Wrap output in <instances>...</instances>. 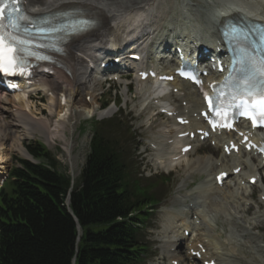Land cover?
<instances>
[{"label": "bare ground", "instance_id": "1", "mask_svg": "<svg viewBox=\"0 0 264 264\" xmlns=\"http://www.w3.org/2000/svg\"><path fill=\"white\" fill-rule=\"evenodd\" d=\"M183 1L191 2V4H187L192 8L193 12L199 11L198 14L200 13L198 6L200 3H203L202 0H197L198 3L196 4L193 0ZM249 3L252 4V2ZM177 4V0H27L28 9L35 12H51L78 6L98 12L102 16L104 23L94 34L78 40L77 43L70 47L69 53L60 59L62 67L55 69L53 75L42 71L39 73L41 78L29 86L30 92L44 91L50 93L51 107H57L58 115L54 126L44 129L39 128L35 124V117L32 113V108L35 105L30 95L28 96V92L11 95L6 93L0 94V115L11 116L14 118L13 121H15L13 123H0V163L8 160L7 155L4 153L7 148L5 145L9 141L8 136H11L14 132L11 129L14 123L19 124V126L16 125L18 126L17 128H23L16 132L18 136H32L35 130H40L47 140L52 142L55 135L59 134L61 137L65 135V125L68 124L70 116H73L74 119L78 117L90 118L93 116L102 119L111 116L114 113V108L100 110V104L94 91L95 83L92 69L95 65H100L103 62L97 61L98 54L109 51L115 57H118L122 52V48H125L124 43L128 40L133 41L131 45L127 46L129 52L135 49L136 44H139L141 48H146L148 43L153 39V36L159 33V27L164 22L166 23L173 13H179L181 8ZM260 5L264 8V3ZM256 6L255 4V7L251 8L250 5L241 2V5H236L237 8L227 9L226 13L227 15L243 13L249 19L261 20L264 18L262 13L264 9L258 11L259 9L257 10ZM202 25L208 29L211 27V33L217 35L218 24L214 19H206ZM145 58L146 62L150 61V55H146ZM126 61L131 63L129 60ZM124 65L126 63L123 61L121 65L114 68L119 69L120 67H124ZM96 68L99 69L100 67L97 66ZM173 73L171 72L168 75L173 76ZM135 82L140 94V110L147 112L145 123H151L160 113V109L164 108L168 103L173 107V112L177 111L176 115L172 116L173 122L171 124L163 122L154 140L151 141L157 147L155 148L153 157L156 167L168 172L177 166L183 165L189 177L195 173L206 174V188L204 190L187 192L185 199H182V202L187 201L189 203L188 206L192 207V213L197 215L199 221H190L189 215H186L188 212L185 208V212L182 211L184 215L171 213L174 212L172 208L167 211L171 214L172 218H169L162 225L163 231H161V234H163V237L159 240L161 243L160 249H162L160 260L167 257L170 263L171 261H178L180 264H183L184 261L190 258L189 253L188 255L177 257V255L172 254L171 247L178 242L182 244L187 237L185 235L186 230H191V235L193 233L194 238L191 239L190 247L196 251H199L201 247L206 250V254L202 256V264L204 261L212 259L216 261V264H258V262L264 264V246L255 241V235L252 233L253 229H260L262 227V222L259 220L261 214L259 215V213L264 202L260 203L259 211H255L252 217L246 221V215L253 208V205L246 206L248 209L243 207L245 198H247L246 195L243 192L239 193L236 190H231L232 192L229 191L227 196L226 192H223V189L217 187V185L215 186V182L213 183L216 175L221 172H228V176H231L230 179L235 180V186L238 185V190L243 189L240 185L244 180L247 181L246 187L250 188L248 180L257 176L256 171H259L261 168V161L257 166H253V168L255 167L253 170L247 161L237 160L238 155L237 157H235L236 155L227 156L224 153L221 155V159L217 161H214L212 157H201L192 163L189 155L199 150L202 143L199 142L200 140L193 142L191 151L181 153L179 149L184 139H178L177 135L187 131L189 127L182 126L179 129L180 125L176 123V117L189 119L193 130L201 128L196 123L194 114L196 112L199 113L202 97L197 96V91H194L196 93L193 91L186 92L187 89L193 88L187 82H171V89L177 88L178 92L176 95L181 98V103L184 101L186 103V106L181 107L175 105L172 101V94L174 92L162 97L160 96L166 92L167 88L160 85L152 86L150 79L142 81L138 76H136ZM185 86H189V88ZM126 88H128L127 85ZM55 95H60L61 97V99H58V103L55 101ZM63 96L66 99V104L61 103V100L64 98ZM87 97L90 100H87ZM51 113L53 112L51 111ZM72 129L73 126L70 128L71 132L73 131ZM10 133L11 135H8ZM48 133L49 135H47ZM15 148L23 157L30 158L21 142H17ZM242 151L246 154L245 150ZM252 159L254 160L253 155ZM241 166H244V168H241L239 175L232 177V170ZM246 170H248L249 174L245 172ZM259 180L264 183L261 173ZM227 181L224 184L229 188ZM187 185V183L180 184L177 187L178 190L176 188V193L180 194L184 188L187 189ZM228 198H231L234 202L237 201V203L233 204L230 201L232 204H229ZM249 207H251L250 211ZM221 218L223 222H227L226 220L228 219L226 223L228 228L225 224L222 225V221L219 225ZM249 221L252 222L250 224H253L252 228L245 226ZM259 226L260 228H258ZM174 235H177L179 239L172 241ZM187 241H189V238ZM242 242L245 243L242 244ZM253 250H255L259 260L252 255Z\"/></svg>", "mask_w": 264, "mask_h": 264}, {"label": "trees", "instance_id": "2", "mask_svg": "<svg viewBox=\"0 0 264 264\" xmlns=\"http://www.w3.org/2000/svg\"><path fill=\"white\" fill-rule=\"evenodd\" d=\"M96 126L77 181L66 173L22 161L0 190V264H139L142 235L155 197L131 176L111 121ZM38 159L55 160L42 145ZM78 225L81 227L79 234Z\"/></svg>", "mask_w": 264, "mask_h": 264}, {"label": "rangeland", "instance_id": "3", "mask_svg": "<svg viewBox=\"0 0 264 264\" xmlns=\"http://www.w3.org/2000/svg\"><path fill=\"white\" fill-rule=\"evenodd\" d=\"M193 1L195 4L198 3L197 0H193ZM258 2L255 3L257 5L256 8L257 10L259 9L258 11H262L263 9L260 4L263 3L264 0H258ZM177 5L179 6V4ZM127 80L128 81H124V85L118 83L115 84L111 83V88H109L108 87L109 84H106L99 79H95L94 91L96 93L100 106H102L106 102H109L110 103L109 107L114 108V114H113L114 119L117 118L120 122L123 123L124 132L127 134L126 136L128 138V141H123L122 145L124 146L127 153V159H128L127 162L132 172V176L134 178H141L140 181L142 182V184H148V183L152 185L155 184V187L153 188V193L154 195L157 196L159 201L161 200V202H159V206L161 205L164 206L159 212L157 213L155 212L154 214H152L145 223L146 229L144 231L145 232L144 237H145V242L147 243L148 246L147 255L149 261L146 260L140 264H158L159 262L162 264H169L168 259L166 260L159 259L162 250L159 248L161 245V243L159 244V238L161 237L160 234L162 233V232L160 233L161 230L160 222L164 219V216L166 215V213L162 212V210L168 206L174 205L175 203L176 205H178L177 201L181 199V195L176 194L175 191L179 184H183V183L185 184L188 182L189 183L188 190L195 191L199 186L202 187V182L204 180V177L196 173L191 177H189L183 165L177 166L168 172H163L158 169L156 170L155 168L152 167L149 170L145 169L146 167H149V163H151L150 159L153 158L152 157L153 151H150V153L147 154L145 150L150 148L148 144L150 143V141L153 140L154 133L156 134L157 130L160 129V126L162 125L160 122L162 120L165 121V118L160 115L156 116L149 125L147 123L146 125L145 119L147 112H145V110H140L141 100L139 98L140 95L138 92V87L135 83L134 78H128ZM131 82L133 83V85L129 86L130 89L129 91V89H126V85ZM111 100H116V104H117L116 108L114 107L113 102H111ZM32 101L34 102V105L36 107L33 110H35L38 113L41 112L43 115L48 114V111H50L49 95L47 94L36 95L35 97H32ZM176 103H179V101L177 100ZM44 109H47V111H44ZM57 118L58 115L57 112L55 111V114L51 117V119L56 121ZM106 119L109 120V118ZM13 120L14 119H12V117L10 116L5 117L4 115L2 116L0 115V123L2 122L12 123ZM92 120L95 121L98 119L97 118L88 119L85 117L84 118L78 117L77 119H74L73 116L69 117V122H71L70 124L72 125V122L74 123L73 132L70 133L68 127V132L66 134L68 137L73 136L75 142L73 145V154L71 157V163H68L65 166L66 167L65 171L68 174H70L74 180H78V178L80 177L81 170L85 164L86 156L89 152V144L92 136V128H91ZM11 129L14 132H16L21 128L18 129L16 128V126H12ZM35 132L38 131L36 130ZM15 136L16 133H12L10 139L15 140V143L17 141H22L25 146V144H27L28 141L32 140L33 137L35 139L39 137V134L34 133L32 137L21 136V138H15ZM58 151L60 156H64V154L61 153L63 152L61 149L58 148ZM13 154H14L13 157L15 158L17 157L22 158V155L18 152H13ZM221 154H222L221 148H217L216 146L212 145L210 141H207L203 143L202 147L195 154H192L190 156V161L195 162L198 158L201 157H212L214 160H217L218 158H220ZM56 155H58V153H56ZM13 164L16 165V162H13ZM232 181L235 182V180ZM232 181L230 182L229 185L231 188L230 187L224 188L223 192L224 193L226 192L225 194L227 196L229 194V191L236 190V187L234 186ZM263 187H264L263 184H259V187H254L250 190L245 191L246 195H248L247 198L248 201L247 202L244 201L245 203L243 207L247 208L246 206L253 204L254 206V209L252 208L253 211L258 210V208L260 209L258 205L260 204L261 200L264 197ZM186 192L187 190H184L183 194H185ZM228 199H229L228 203L232 204L230 202L232 201V199L231 198ZM232 202L233 204L237 203V201L235 202L232 201ZM250 210L251 207H249V211ZM252 210L249 214L246 215L245 217V220L247 219L246 221H248L252 217V214H254L255 211L253 212ZM259 215H260L259 220L262 222V227L260 228L259 226L258 228L260 229H253L252 233L255 235L256 238L255 241H257V243H260L261 245L264 246V216H263L264 205L261 206ZM221 221L222 218L219 221V225L221 224ZM226 221L228 222V219ZM227 222L222 221V225L225 224L226 227L228 228L226 224ZM250 223L252 222L249 221L246 223V225L245 224L244 225L246 227L252 228L253 224ZM257 224L259 223L257 222ZM161 231H163V229ZM244 243L245 242H242V244ZM254 252L255 250L252 251V255H254L256 259H258V257L256 256L257 255L256 252L255 253ZM178 255L181 256L180 253H178ZM247 256L249 257V255ZM188 263L189 262H186V264ZM258 264L260 263L258 262Z\"/></svg>", "mask_w": 264, "mask_h": 264}, {"label": "snow or ice", "instance_id": "4", "mask_svg": "<svg viewBox=\"0 0 264 264\" xmlns=\"http://www.w3.org/2000/svg\"><path fill=\"white\" fill-rule=\"evenodd\" d=\"M24 3L25 0H0V71L5 73L19 71L23 74L26 69L22 65L25 64L27 57L49 59L35 50L45 45H38L32 38L33 30L37 35L61 31V28L57 27H36L32 24L27 9L21 7ZM94 23L93 19H77L63 27L74 32L84 31ZM258 71L264 76V60L260 62ZM249 83L247 79L244 81L245 85ZM206 99L209 107H213L212 97L206 95ZM239 106L242 108L241 115L251 119L254 126L257 123L264 124V93L247 90L246 98L241 100ZM216 115L223 120L228 117L229 110L221 106L216 109Z\"/></svg>", "mask_w": 264, "mask_h": 264}]
</instances>
